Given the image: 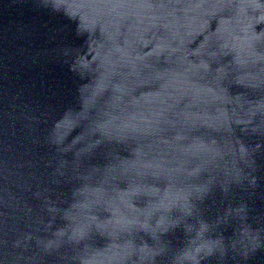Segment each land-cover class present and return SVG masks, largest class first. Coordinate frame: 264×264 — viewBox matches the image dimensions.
<instances>
[{"label":"water","instance_id":"water-1","mask_svg":"<svg viewBox=\"0 0 264 264\" xmlns=\"http://www.w3.org/2000/svg\"><path fill=\"white\" fill-rule=\"evenodd\" d=\"M0 264H264V0H0Z\"/></svg>","mask_w":264,"mask_h":264}]
</instances>
